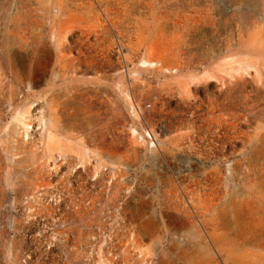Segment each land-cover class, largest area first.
I'll list each match as a JSON object with an SVG mask.
<instances>
[{
	"label": "rangeland",
	"instance_id": "374dc122",
	"mask_svg": "<svg viewBox=\"0 0 264 264\" xmlns=\"http://www.w3.org/2000/svg\"><path fill=\"white\" fill-rule=\"evenodd\" d=\"M0 264H264V0H0Z\"/></svg>",
	"mask_w": 264,
	"mask_h": 264
}]
</instances>
